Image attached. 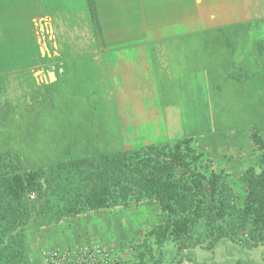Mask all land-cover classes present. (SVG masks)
<instances>
[{
	"label": "rangeland",
	"instance_id": "rangeland-1",
	"mask_svg": "<svg viewBox=\"0 0 264 264\" xmlns=\"http://www.w3.org/2000/svg\"><path fill=\"white\" fill-rule=\"evenodd\" d=\"M144 2L149 26L166 15L170 29H152L142 41L113 48L98 0H75L72 11L47 0V14L38 21L45 25L50 55H41L42 33L35 31L23 56L27 62L0 63V176L17 162L23 170L48 171L56 187L20 239L11 237L16 264H45L48 250L87 244L112 249L115 264L255 260L254 253H246L253 228L237 220V209L245 204L244 172L259 157L254 134L264 137V0ZM0 52L12 55L8 48ZM51 66L59 75L64 67L62 78L57 80L56 74L42 81L38 70ZM69 68L87 77L83 94L75 92ZM233 73L245 79L230 78ZM138 114L140 122L134 119ZM187 137L219 173L220 197L242 247L224 241L216 251L209 250L215 238L206 229L181 244L159 240L151 230L164 215L154 199H131L79 214L65 213L57 205L77 183L70 181L75 170L69 171L75 160ZM29 198L34 201L37 194ZM226 224L216 219L214 225L219 230ZM256 258L254 264H264L263 254Z\"/></svg>",
	"mask_w": 264,
	"mask_h": 264
},
{
	"label": "trees",
	"instance_id": "trees-1",
	"mask_svg": "<svg viewBox=\"0 0 264 264\" xmlns=\"http://www.w3.org/2000/svg\"><path fill=\"white\" fill-rule=\"evenodd\" d=\"M91 10L96 13L93 2ZM257 46L263 50L262 44ZM230 78L239 82L245 79L235 73ZM254 139L259 157L256 165L244 172L245 204L237 209V220H244L253 228L252 245L246 249L247 254L255 255L253 264L257 254L264 256V137L255 132ZM203 156L194 147L193 139L187 137L173 143L75 160L69 171L75 170L70 181L77 183L72 192L62 195L65 200L57 205L65 213L79 214L128 203L131 199H154L164 215V220L151 230L159 240L172 238L181 244L193 233L206 229L211 239L215 238L209 250L216 251L217 245L224 241L242 247L237 228L230 226L228 207L220 197L219 173L209 168ZM13 164L11 170L0 176V264L18 262L11 237L14 236V241L20 239L22 231L36 219L40 207L48 202L50 191L56 189L48 171L23 170L17 162ZM36 194L34 201L29 198H35ZM216 219L226 222L225 228L217 230Z\"/></svg>",
	"mask_w": 264,
	"mask_h": 264
},
{
	"label": "crops",
	"instance_id": "crops-1",
	"mask_svg": "<svg viewBox=\"0 0 264 264\" xmlns=\"http://www.w3.org/2000/svg\"><path fill=\"white\" fill-rule=\"evenodd\" d=\"M74 1L57 0L56 4L60 6L69 5L70 11H72L73 5L70 3ZM148 1L150 2V0ZM152 1L154 4L157 3V0ZM98 3L110 47L125 48L130 46V43L142 41L145 38L143 36L149 35L152 29L161 32H167L170 29L171 24L165 22L166 15H163V18L154 19L149 26L148 21L150 18L147 20L144 0H98ZM52 5L54 6V2ZM46 14L47 0H0V49L3 47L8 48L12 53L10 56H5L0 52V63L27 62V59L23 56H26L24 53L28 51L31 35L35 31H38V33L40 31L41 36L44 35L45 41H47L45 25L42 21H38L40 20L38 16H46ZM85 15V12L80 13V17H85ZM36 16L38 19H36ZM41 24L44 25V30H41ZM175 30V32H179L182 29ZM52 67L54 66H51V69ZM63 69L64 67L59 68L60 75L55 72L57 80L62 78ZM71 69L69 68L68 72L70 73V80L73 82V88L77 94H83L87 89V77L85 78L80 72L74 74ZM40 71L42 73L38 76L41 77L42 81H47L49 78L44 75L46 69L41 68L38 72L40 73ZM139 91V95H143L142 87H139ZM80 107L86 111L88 110L83 104V100H81ZM88 118L92 120V115L89 112ZM141 118L142 116L140 117L139 114L134 116L137 122H140Z\"/></svg>",
	"mask_w": 264,
	"mask_h": 264
},
{
	"label": "built area",
	"instance_id": "built-area-1",
	"mask_svg": "<svg viewBox=\"0 0 264 264\" xmlns=\"http://www.w3.org/2000/svg\"><path fill=\"white\" fill-rule=\"evenodd\" d=\"M45 264H115L112 249L100 244L55 248L45 252Z\"/></svg>",
	"mask_w": 264,
	"mask_h": 264
},
{
	"label": "water",
	"instance_id": "water-1",
	"mask_svg": "<svg viewBox=\"0 0 264 264\" xmlns=\"http://www.w3.org/2000/svg\"><path fill=\"white\" fill-rule=\"evenodd\" d=\"M40 28H41V30H44V25L43 24H41L40 25ZM40 42H41V45H40V51H41V54L42 55H45V51L50 55V52H49V49H48V47H47V45H46V41H45V37H44V35H42L41 36V38H40ZM42 72L40 71V74H41ZM44 75L46 76V77H54L55 78V71H54V67H52V69L51 70H48V71H46V72H44Z\"/></svg>",
	"mask_w": 264,
	"mask_h": 264
},
{
	"label": "bare ground",
	"instance_id": "bare-ground-1",
	"mask_svg": "<svg viewBox=\"0 0 264 264\" xmlns=\"http://www.w3.org/2000/svg\"><path fill=\"white\" fill-rule=\"evenodd\" d=\"M46 52V51H45ZM47 53V52H46Z\"/></svg>",
	"mask_w": 264,
	"mask_h": 264
}]
</instances>
